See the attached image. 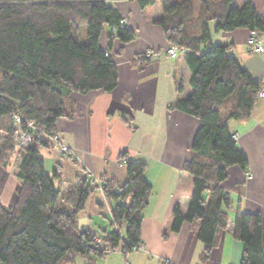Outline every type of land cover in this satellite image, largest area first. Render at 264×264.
<instances>
[{"label": "trees", "instance_id": "16d2710c", "mask_svg": "<svg viewBox=\"0 0 264 264\" xmlns=\"http://www.w3.org/2000/svg\"><path fill=\"white\" fill-rule=\"evenodd\" d=\"M110 1L0 0V117H8L0 139V166L9 163L12 153L20 158L16 200L12 206L0 201V264H97L110 252L125 256L142 242L143 212L152 188L144 160L123 150L119 161L125 165V181L95 177L80 167L74 180L62 186L61 165L47 172L41 152L54 145L45 136L57 130V119L74 113L70 92H110L118 83L110 54L113 41L127 43L135 34ZM137 1L144 8L155 0ZM158 1L161 14L154 22L183 53L190 71L192 91L174 107L200 120L193 156L182 165L193 177V191L185 214L174 206L171 230L178 231L184 222L195 227L203 244L202 264L218 247L229 221L231 196L222 186L227 169L248 168L247 154L238 147L228 121L249 116L263 88L227 47L212 46L209 23L215 22V31L245 27L264 33V18L249 0L237 6L234 0ZM82 26L85 39L80 42ZM104 29L105 50L99 47ZM16 115L31 135L25 146L14 141ZM98 189L109 206V222L98 231L81 228L79 215ZM231 229L242 244L238 263L264 264V209H237Z\"/></svg>", "mask_w": 264, "mask_h": 264}, {"label": "crops", "instance_id": "0c3cea01", "mask_svg": "<svg viewBox=\"0 0 264 264\" xmlns=\"http://www.w3.org/2000/svg\"><path fill=\"white\" fill-rule=\"evenodd\" d=\"M244 1L248 0H234V4ZM249 1L264 18V0ZM110 4L119 10L124 23L135 34L127 43L113 41L110 54L116 64L118 83L110 92L97 89L84 94L69 93L75 101L74 113L72 117L58 118L56 129L76 154L77 163L63 159L53 145L41 149L44 168L52 172L59 163L62 186L74 180L80 167L95 177L105 175L121 183L126 179V171L119 161L120 152L125 150L126 156L144 160L145 177L152 188L143 212L142 242L125 256L120 251L110 252L98 258L97 264H200L203 244L195 227L184 222L178 231L171 230L174 206L177 204L185 214L193 191V177L182 165L193 156L191 145L200 120L174 107L177 99L187 97L192 91L189 68L183 53L166 56V48L171 44L165 39L162 27L154 22L161 14L158 0L144 8L137 0H111ZM209 25L212 46L227 47L238 64L262 81L263 90L264 50L248 51L246 41L255 31L264 46V33L245 27L215 31V22ZM107 34L104 29L99 37V47L103 50L107 47ZM148 49L154 55L141 58ZM258 96L249 116L228 121L238 147L247 154V171L251 175L237 165L227 169L228 176L222 186L230 191L229 221L220 233L218 247L202 264H239L242 244L234 240L231 229L235 212L241 209L256 213L264 209V95L258 93ZM7 118V115L0 117V139ZM19 160L12 153L9 163L0 166V201L6 206L13 205L20 187L15 176ZM100 204H103L101 209ZM106 215L109 206L104 194L95 190L79 215V226L98 231L109 222Z\"/></svg>", "mask_w": 264, "mask_h": 264}, {"label": "built area", "instance_id": "2783aa9c", "mask_svg": "<svg viewBox=\"0 0 264 264\" xmlns=\"http://www.w3.org/2000/svg\"><path fill=\"white\" fill-rule=\"evenodd\" d=\"M246 42L248 43V46H247L248 51L258 52V51L264 50L263 43H262V41H260V39L257 38L255 31H252L250 33V37L247 39ZM181 50L183 51V49H181ZM179 52H180V49L175 45L168 46L166 48V51H165L166 56H169V57H176ZM154 53L155 52L153 50L148 49V50L144 51L143 54L145 56H151V55H154ZM259 95L260 96L264 95V89L259 92ZM14 120H15V125H16L15 130H14V141H15L17 146H25L30 141L31 135L28 131L23 130L21 128V126H20L21 119L19 116L16 115ZM30 125H31V123H29V126ZM45 137H47L49 139V141L51 143H53L55 146H58L59 151L62 154H66V153L69 154L68 156L70 157V159L72 161L77 160L76 154L74 153L72 148H70L64 142L63 136L59 130H55L54 132H52L49 135H46ZM124 264H126V263H124Z\"/></svg>", "mask_w": 264, "mask_h": 264}, {"label": "rangeland", "instance_id": "374dc122", "mask_svg": "<svg viewBox=\"0 0 264 264\" xmlns=\"http://www.w3.org/2000/svg\"><path fill=\"white\" fill-rule=\"evenodd\" d=\"M84 39H85V27L82 26V27L80 28V39H79V41H80V42H83ZM63 140H64V137H63ZM64 142H65V141H64ZM56 147L58 148V146H56ZM58 151H59V148H58ZM59 153L62 154L60 151H59ZM64 155H67V156H68L69 154L66 153V154H64ZM68 159H70L69 156H68ZM3 167H4V166H3ZM245 173H248V171L245 172ZM248 174L251 175V173H248ZM250 175H248V176H250ZM111 255H112V254H111ZM112 257H113V256H112Z\"/></svg>", "mask_w": 264, "mask_h": 264}]
</instances>
